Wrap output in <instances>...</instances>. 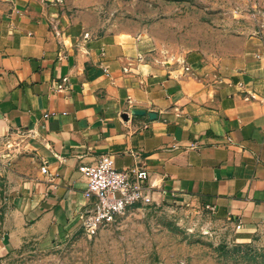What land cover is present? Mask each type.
Here are the masks:
<instances>
[{
  "label": "crops",
  "instance_id": "crops-1",
  "mask_svg": "<svg viewBox=\"0 0 264 264\" xmlns=\"http://www.w3.org/2000/svg\"><path fill=\"white\" fill-rule=\"evenodd\" d=\"M80 14L69 21L55 0H0V138H20L34 161L22 185L26 257L77 237L79 169L101 156L146 169L149 207L211 205L242 230L264 224V41L181 68L147 57L140 39L90 38ZM73 254L74 264L91 256Z\"/></svg>",
  "mask_w": 264,
  "mask_h": 264
},
{
  "label": "rangeland",
  "instance_id": "rangeland-1",
  "mask_svg": "<svg viewBox=\"0 0 264 264\" xmlns=\"http://www.w3.org/2000/svg\"><path fill=\"white\" fill-rule=\"evenodd\" d=\"M60 2L69 21L75 12L84 13L81 27L90 38L140 39L144 54L159 64L213 67L246 38L264 41V0ZM23 144L17 137L0 138V264H74V251L91 252L84 264H264V224L242 230L205 208L164 206L127 211L117 225L100 229L97 234L106 235L101 242L74 231L77 237L48 245L44 258L26 257L22 185L34 161ZM7 236L15 244L4 251Z\"/></svg>",
  "mask_w": 264,
  "mask_h": 264
},
{
  "label": "built area",
  "instance_id": "built-area-1",
  "mask_svg": "<svg viewBox=\"0 0 264 264\" xmlns=\"http://www.w3.org/2000/svg\"><path fill=\"white\" fill-rule=\"evenodd\" d=\"M55 2L59 4L60 0ZM79 170L85 182L82 192L85 203L73 216L72 223L88 239L113 225L128 210L152 204L149 189L145 187L149 174L143 167L117 170L110 157L101 156L95 164ZM41 172L47 174L46 167ZM205 209L215 213L214 206Z\"/></svg>",
  "mask_w": 264,
  "mask_h": 264
},
{
  "label": "water",
  "instance_id": "water-1",
  "mask_svg": "<svg viewBox=\"0 0 264 264\" xmlns=\"http://www.w3.org/2000/svg\"><path fill=\"white\" fill-rule=\"evenodd\" d=\"M149 118H150V119H153V118H154V115H150Z\"/></svg>",
  "mask_w": 264,
  "mask_h": 264
}]
</instances>
